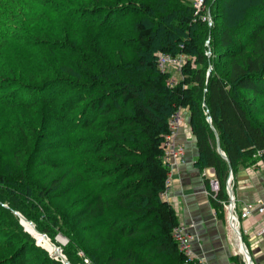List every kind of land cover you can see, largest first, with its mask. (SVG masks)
Segmentation results:
<instances>
[{"label":"trees","instance_id":"trees-1","mask_svg":"<svg viewBox=\"0 0 264 264\" xmlns=\"http://www.w3.org/2000/svg\"><path fill=\"white\" fill-rule=\"evenodd\" d=\"M79 1L48 10L66 30L53 37L59 42L38 41L43 61L37 54L31 69L20 70L0 58V107L18 110L0 145L13 144L30 179L40 167L55 171L38 191L48 222L35 213L31 188L0 194L8 206L0 204V264H62L36 246L14 212L53 242L56 232L69 238L62 251L71 264H185L173 232L179 217L164 198L171 117L185 110L196 165L215 170L220 190L208 198L225 220L230 172L264 164L257 155L264 151V0H206L213 23L185 0ZM0 3L6 10L10 0ZM7 43L0 36V52ZM157 53L184 57L178 83L168 85ZM80 188L81 198L65 208Z\"/></svg>","mask_w":264,"mask_h":264},{"label":"rangeland","instance_id":"rangeland-1","mask_svg":"<svg viewBox=\"0 0 264 264\" xmlns=\"http://www.w3.org/2000/svg\"><path fill=\"white\" fill-rule=\"evenodd\" d=\"M58 1L59 0H10V5L6 6V10L4 9L3 4L0 3V36L4 40H6V42H9L7 43L6 49L0 52V58L2 60H5V62L9 65H14L12 67H14L15 69L18 68L21 70V68L23 67L24 69H26V67L31 69L32 66L35 63H37V59H36L37 54L39 55L40 59H41V56L44 57L43 49H41L40 43H38V41L44 40V42H47V41L59 42L58 40L53 39V37L55 35L59 37V33L63 35L66 28L64 24L63 26L61 24V28H60L59 23L48 14L50 12L48 10L53 8V5ZM74 1L76 2L79 0H74ZM185 1L191 3V5L197 9V14L200 12H204L205 15L207 14L208 21L210 23L212 22V15L210 17L209 10L207 12V8L205 6L206 0H204V3L201 4L200 6H196L195 0H185ZM248 17L252 18L253 15L252 16L249 15ZM203 18L204 20H206V16ZM232 20L233 18L228 19V21H232ZM239 20H242V19H239ZM242 22L249 23L248 21H242ZM240 23L241 21L238 24ZM80 28H82V26H80ZM53 31H55L56 33H54ZM37 34L39 35L36 36ZM19 37H22L26 41L16 42V39H18ZM209 43H210V40H209ZM210 45L211 43L209 44V46ZM127 52L130 55L132 54L129 52V50H127ZM160 54L162 53L156 54L158 59L160 57ZM177 57H178L177 59H180L182 63L184 62V57L182 56H177ZM41 61L43 60L41 59ZM16 64H19V65H16ZM168 71L170 72L169 74L171 76L170 82H174L176 84L181 80L182 78L181 67L176 65V67L175 66L170 67ZM17 111H14V109L9 110L8 108H4L2 106L0 107V136L3 135L4 132L8 130L11 131L10 126L12 125L11 123L13 122V119L16 118ZM184 127H185V123H184ZM185 134H188V132H185ZM4 140L5 142H2V144L0 145V177L1 178L8 177V181H6V183L0 184V194L2 196L6 195L8 198H11L10 196L18 197V194L21 188L24 190H28V188H31L32 198L30 199V202L34 204L35 203L38 204V207H39V210L36 211L35 213L37 214V216H40L38 218L41 219L42 222H48V219H47L48 210H45L44 207L43 208L41 207L45 205L41 202L38 196V191L40 188L39 186L45 185L47 181L55 175V171H53L52 169L49 170V169H44V167H40V168H37V171L34 175V179H30L28 172L25 171V169L27 168V165L25 166V164L17 163L15 156H14L13 144L7 138H5ZM60 141L63 142L64 139H60ZM186 151H187V148H186ZM29 169L30 168H28V171ZM30 174L32 176V172ZM73 181H77V179L67 180V182H70V184H73ZM74 186L77 187V184H75ZM79 186L87 188V186L84 183L79 184ZM81 190L82 188L77 189L75 191L76 192L75 194L72 193L69 197H67L66 200L62 202L65 208L72 205L74 200L81 198L80 195H78V193L80 194ZM0 204L2 206L8 207L7 204H4V203L2 204L1 202ZM1 205L0 207H2ZM46 206L51 208V206H49V203H47ZM223 209L224 211L222 210V214L224 218L226 219L227 217L226 209L224 207ZM55 230H56V227H55ZM230 232L232 235L230 234L231 237L229 235V240L231 241V245L233 244L236 251L238 249V256L240 257L238 261H239V264H241L244 260V256L240 253V248L237 244L238 238L236 237L234 232L232 233L231 230ZM41 234L44 235L43 233ZM56 235H57L56 242L51 241L49 237L47 239L45 236H43L45 240L44 242H40L37 239H35L37 241L36 246H38L43 251H46L47 256H50L52 258H54L53 252L54 251L56 252V249L54 248V246H52L53 244L56 247L62 249L66 247V245L69 244V241H70L69 238L65 237L61 233L57 234L56 232ZM94 235H96V232L92 233V236ZM247 244H248V241H247ZM76 246H77L76 250H77L78 256L81 255L82 257H84V253L82 252L83 250H81L78 244H76ZM251 254H252V251H251ZM250 257L252 258V261H254L255 264H258V262L256 261L258 259H256L253 255H250ZM257 257H264V254L258 255ZM84 264H92V262L89 261L87 258H85Z\"/></svg>","mask_w":264,"mask_h":264},{"label":"crops","instance_id":"crops-1","mask_svg":"<svg viewBox=\"0 0 264 264\" xmlns=\"http://www.w3.org/2000/svg\"><path fill=\"white\" fill-rule=\"evenodd\" d=\"M181 111L183 113V109ZM183 115L185 127L182 126L179 129L176 141L186 146L188 153L185 157V163L180 164L169 178L168 192L164 198L175 209L180 223L195 224L194 234L197 240L194 247L196 253L205 256L207 263L239 264L238 249L236 251L229 240L231 232L228 225V216L225 220L219 217L210 198H208L210 186L207 185L206 180H211L215 170L211 168L202 172L197 167L196 139L191 134L186 112ZM185 132H188V134H185ZM231 172L234 177V194L238 200L239 208L245 202L254 201L264 196V168L262 165L252 168H240L236 177L233 171ZM263 223L264 216H260L257 219L244 220L241 224L243 239L247 240L248 244L245 240L243 242L249 249L250 255L258 259L256 260L258 264H264V257H257L264 254V237L260 228V224ZM241 264H244V262Z\"/></svg>","mask_w":264,"mask_h":264},{"label":"built area","instance_id":"built-area-1","mask_svg":"<svg viewBox=\"0 0 264 264\" xmlns=\"http://www.w3.org/2000/svg\"><path fill=\"white\" fill-rule=\"evenodd\" d=\"M196 6H200L204 3V0H195ZM178 57H172L167 54H160L158 60V68L162 72H167L170 67L178 65L182 67L183 63ZM169 86H172L173 83H168ZM183 109V113H184ZM182 111L179 110L171 117L170 122V134L166 137V142L163 146V162L164 164L170 168L171 172H173L180 164L185 163V157L187 155L186 148L183 144H177V134L179 129L184 126L185 119ZM258 157L264 156V151H258ZM261 165L264 164L260 161ZM210 188L209 191H213L214 193H218L220 190V182L215 179V174L209 180ZM234 177L232 172H230L225 185V201L223 202V206L226 209L228 214V225L229 229L232 230L236 237L238 238L237 244L240 246V242L243 240V233L241 230V224L244 220H248L251 218H258L264 216V196L260 197L254 201L245 202L241 208L238 207V200L234 194ZM264 190V183H263ZM208 191V196H209ZM166 195V194H165ZM261 234L264 237V223L260 224ZM196 229L195 224L186 225L180 223L178 227L174 229V239L180 248V251L185 256V264H209L205 256L196 253V249L194 247V243L197 240V237L194 234V230ZM235 237V236H234ZM240 253L244 256V264H252L251 261L243 254L242 247L240 246ZM254 264V263H253Z\"/></svg>","mask_w":264,"mask_h":264},{"label":"water","instance_id":"water-1","mask_svg":"<svg viewBox=\"0 0 264 264\" xmlns=\"http://www.w3.org/2000/svg\"><path fill=\"white\" fill-rule=\"evenodd\" d=\"M208 43H209V41H208ZM208 54L211 55L210 52H208ZM211 69H212V67L210 66L209 70L212 71ZM210 122H212V119L209 117V123H210ZM217 150H219V153H220V154L226 159V156H225V154L223 153V150H221V148H220L219 139H218ZM14 214H15V215L17 216V218L21 221V223L24 221V219H26L21 213L14 212ZM31 223H32V222H31ZM25 230H26V229H25ZM40 234H41V233H40ZM41 235H42V234H41ZM43 236H45V237L48 238V236L45 235V234H44ZM52 246H54V248L56 249V252H55V251L53 252L54 258H56L57 260H59L62 264H71L70 261H68V259H67L66 256L64 255L62 249L56 247L54 244H53ZM240 246L242 247V252H243V254H244V255L249 259V261H251V263L253 264L254 261H252V258H251L250 255H249V251H248L247 247L244 246V243H243L242 241L240 242ZM244 251H246V252L244 253Z\"/></svg>","mask_w":264,"mask_h":264},{"label":"bare ground","instance_id":"bare-ground-1","mask_svg":"<svg viewBox=\"0 0 264 264\" xmlns=\"http://www.w3.org/2000/svg\"><path fill=\"white\" fill-rule=\"evenodd\" d=\"M168 73H170L169 71H167ZM170 83H173L174 84V82H170ZM179 132V131H178ZM178 135V134H177ZM165 144V143H164ZM178 144V143H177ZM164 146V145H163ZM224 153V152H223ZM225 154V153H224ZM225 156H226V154H225ZM228 158H227V156H226V160H227ZM259 165H261V163L259 162V164H258V167H259ZM263 166V165H262ZM264 168V167H263ZM176 170V169H175ZM171 171V170H170ZM174 172V171H173ZM173 172H171V174H170V177H171V175L173 174ZM23 226H24V228L26 229V232H28L31 236H33L35 239H37L38 241H40V242H44V238H43V235H40L37 231H35L36 230V227H35V225L33 224V223H31V221H29V220H27V219H24V221L21 223ZM183 224H185V223H183ZM186 225H189V224H186ZM47 238V237H46ZM48 239V238H47ZM61 239V238H60ZM66 243V242H65ZM177 243V242H176ZM178 245V244H177ZM181 252V251H180ZM246 251H244V253H245ZM255 264V263H254Z\"/></svg>","mask_w":264,"mask_h":264}]
</instances>
